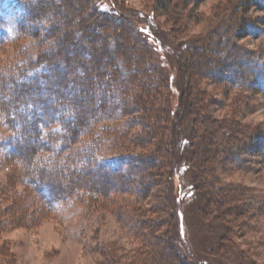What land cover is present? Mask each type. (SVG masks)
<instances>
[{"label": "trees", "instance_id": "trees-1", "mask_svg": "<svg viewBox=\"0 0 264 264\" xmlns=\"http://www.w3.org/2000/svg\"><path fill=\"white\" fill-rule=\"evenodd\" d=\"M93 1L64 0L59 5L58 0L17 2L21 14L13 22L15 35L8 42L21 39L26 25L35 24L39 16L48 18L51 30L46 49L39 40L35 48L25 49L24 59L12 58L0 70V112L11 134L8 143L13 146L12 159L21 161L24 170L20 179L50 208L64 199L75 198L82 199L95 212L110 194L113 214L131 240L140 242L134 256L136 264H199L187 262L171 232L160 230L165 223L170 229L175 228L174 200L159 191L164 210L150 205L143 211L152 188L166 182L176 166L182 169L187 164L195 170L192 187L202 199L197 208L201 223H219L232 235L237 217L249 213V189L224 184L219 178H205L208 171L212 173L209 166L213 156L202 157L194 149L202 152L211 146L214 131L200 130L203 121L196 117L202 111L194 108L203 110L202 96H182L184 104L176 116L187 113L188 118L183 120L186 129L174 137L168 134L165 100L156 93L159 88L151 84L155 78L163 80L157 64L143 53L129 17L116 21L114 14L105 15L106 10L98 7L100 1ZM158 3L164 12L172 10L173 0ZM51 13L57 17L50 18L47 14ZM122 32L130 33L131 38H124ZM156 34L167 40L166 34ZM1 43L4 44L0 41V47ZM203 44L209 52L215 49L214 41L199 43ZM204 59L190 63L192 72L186 73L184 65L180 71L184 76L195 77L194 71L197 77L199 72L212 77L226 68L224 65L212 73L211 60ZM122 68L131 70L129 80L123 78L126 74H122ZM223 123L215 122V134L222 144L225 142V150L216 153L215 160L222 167L236 166L245 146L237 143L235 151L229 152L227 145L234 135L224 134ZM234 134L236 138L240 133ZM259 138L262 144L257 143L264 148V140ZM106 141L115 150V156L108 159L102 157ZM185 144V152L179 153L177 150ZM150 146L156 149L153 151ZM224 245L221 243V247ZM109 259L114 261L113 257Z\"/></svg>", "mask_w": 264, "mask_h": 264}, {"label": "rangeland", "instance_id": "rangeland-1", "mask_svg": "<svg viewBox=\"0 0 264 264\" xmlns=\"http://www.w3.org/2000/svg\"><path fill=\"white\" fill-rule=\"evenodd\" d=\"M58 1V5L64 3V0ZM97 1H100L98 7L108 13L105 15L114 14L116 21L129 17L143 53L153 57L157 64L163 80L155 78L151 84L159 88L156 93L165 100L168 134L174 137L186 129L183 120L188 118L187 113L180 112L181 116H176L184 104L182 96H202L205 107L203 110L194 108L202 111L200 117H196L203 121L200 130L214 131L211 146H206L202 152L194 149L202 157L204 154L213 156V164L209 166L212 173L208 171L205 178H219L224 184L249 189L246 203L249 213L237 217L233 235L219 223H215L216 226L201 223L197 208L202 199L192 187L191 175L195 170L187 164L182 169L176 166L172 176L165 178L166 182L152 188L143 211L150 205H159L164 210L163 195L175 201L176 206L172 207L176 217L174 230L166 223L160 230L171 232L187 262L264 264V148L257 140L260 135L263 137L259 139L264 140V0H173L172 10L166 13L159 7V0ZM17 2L0 0V41L4 43L0 47V70L12 58L24 59L25 49L35 48L39 40L43 41L44 49L47 48L51 30L44 16H39L35 24L28 23L21 39L8 42L15 35L13 22L21 14ZM47 15L57 17L52 13ZM156 32L166 34L167 40H162V35ZM122 33L124 38H131L130 33ZM203 41H214L215 49L209 52L207 46L199 45ZM203 57L211 60L212 73L224 65L226 68L212 77L202 76L200 72L197 77L194 71L195 77L182 74L181 65L190 73V63L199 62ZM129 71L121 70L126 80H129ZM216 121L225 123V135H234L227 145L229 152L235 151L237 143L245 146L236 166L222 167L215 160L216 153L225 150V142L222 144L220 136L215 134ZM187 123L191 126L190 119ZM234 133L240 134L235 138ZM10 135L0 112V264H136L134 256L139 252L140 242L131 240L113 214L111 195L102 200L103 207L95 212L87 208L82 199L75 198L47 207L40 195L29 191L30 185L20 179L24 170L21 161L12 159ZM186 145H181L177 151L185 152ZM112 147L109 141L104 143L103 158L115 156ZM206 168L204 166L203 170ZM226 241L229 244L224 245ZM221 243L224 246L221 247ZM112 257L114 261H110Z\"/></svg>", "mask_w": 264, "mask_h": 264}, {"label": "snow or ice", "instance_id": "snow-or-ice-1", "mask_svg": "<svg viewBox=\"0 0 264 264\" xmlns=\"http://www.w3.org/2000/svg\"><path fill=\"white\" fill-rule=\"evenodd\" d=\"M37 71H39V69H37Z\"/></svg>", "mask_w": 264, "mask_h": 264}]
</instances>
